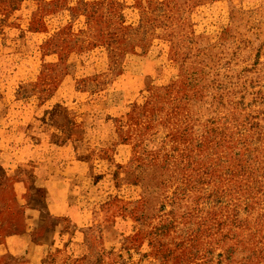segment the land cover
<instances>
[{
	"label": "rangeland",
	"instance_id": "rangeland-1",
	"mask_svg": "<svg viewBox=\"0 0 264 264\" xmlns=\"http://www.w3.org/2000/svg\"><path fill=\"white\" fill-rule=\"evenodd\" d=\"M27 208L37 264H264V0H0L1 241Z\"/></svg>",
	"mask_w": 264,
	"mask_h": 264
},
{
	"label": "crops",
	"instance_id": "crops-1",
	"mask_svg": "<svg viewBox=\"0 0 264 264\" xmlns=\"http://www.w3.org/2000/svg\"><path fill=\"white\" fill-rule=\"evenodd\" d=\"M48 210L50 212L55 211L52 206ZM26 214L28 222L26 230L10 234L2 241L0 240V257L11 254L20 259L14 264H37L38 262L35 261L41 258V246L43 244L36 240L34 235L36 221L39 220L41 211L35 208L31 210L27 208Z\"/></svg>",
	"mask_w": 264,
	"mask_h": 264
}]
</instances>
